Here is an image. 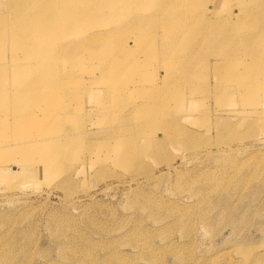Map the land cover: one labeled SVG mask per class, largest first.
Wrapping results in <instances>:
<instances>
[{
  "label": "rangeland",
  "instance_id": "1",
  "mask_svg": "<svg viewBox=\"0 0 264 264\" xmlns=\"http://www.w3.org/2000/svg\"><path fill=\"white\" fill-rule=\"evenodd\" d=\"M36 1L52 3L48 16L68 6L79 18L116 13L94 46L88 20L75 30L64 22L67 37L49 33L83 44L48 68L42 37L26 48L0 41V264H264V67L242 77L251 89L240 86L231 75L249 51L190 38L165 0ZM250 5L191 8L221 21L232 12L218 35L238 26L243 35L262 18L236 14ZM175 32L172 60L162 39ZM257 44L261 53L263 35Z\"/></svg>",
  "mask_w": 264,
  "mask_h": 264
},
{
  "label": "bare ground",
  "instance_id": "2",
  "mask_svg": "<svg viewBox=\"0 0 264 264\" xmlns=\"http://www.w3.org/2000/svg\"><path fill=\"white\" fill-rule=\"evenodd\" d=\"M31 0H29L30 2ZM129 0H123V5L127 4ZM133 3L136 0H132ZM168 3H172L173 10L177 13L176 20L180 21L179 25L185 30L183 32L184 34L188 35L190 38H194L195 36L201 37V42L203 43H214L216 46L225 48L228 50H233L236 53L240 50L241 47L246 48L249 53L251 54L249 57V60H245L244 69L240 70L239 72H234L231 75V79L237 80V82L242 87H247L251 89L252 83L243 81L242 77H244L248 70L251 69L253 71H261L262 67H264V50L259 53L258 47L262 44H257V40L261 37V35L264 36V0H235L240 3H253L254 6H249V8H245V6L241 7L239 10L236 11V14L243 13L245 16L252 15V16H260L262 17L259 21V25L257 28L253 29L252 31L240 35L238 34L239 26L234 28L233 30H228L223 34V36L218 35V29H221L225 27L226 25H232L230 22V19H232V12H230L222 21L221 18L213 19L212 17L205 15L204 12L201 15L199 13L191 8V4L195 0H165ZM229 1V0H226ZM117 4V1L115 2ZM121 3V2H120ZM51 4L49 1L39 2L36 0H33L30 4H25L22 0H6L4 9L2 12H0V26H4L5 30L3 32H0V41L1 40H8L11 39V43L14 45H20V46H26L27 45H33L34 40L37 37H42L45 39V45H44V51L46 52V55L49 54L45 60H42L41 67L42 68H48L52 63H49V59L55 58L59 59H70L71 56H64L65 51H62V49H70L72 47H68L72 44H74L75 47H80L83 42L75 40V42H69L66 40L65 42L62 41H49V33L58 32V34L64 35L60 37H67L69 36L68 33L66 34V29L62 28L61 25H63L64 22H67V26L65 28H72L74 27V30L77 29L78 23L85 24V22H88V29L89 32L85 34V41L88 40V46H94L99 40H96L95 37H99L101 34H108L111 33V29L102 30V27L104 26L103 20H108L110 18H113L114 13H116L112 8H107L104 12V14L101 12H98V14L95 16L97 20H93L87 14L81 13L82 18H79L78 14L74 13V7L68 6L67 9L62 10L61 9H55L51 13V15L48 16L50 12ZM22 7L20 11L16 10L15 8ZM81 10H85L86 12H90L92 10H97L94 6H91L87 4V2L83 1L81 2L80 6ZM234 9V8H233ZM62 11V13H61ZM206 11V10H205ZM118 15V12H117ZM176 15V14H175ZM48 16V17H47ZM150 16V15H149ZM157 14L151 15L150 17H147V19H150L151 17H155ZM235 17V16H234ZM240 17V16H238ZM144 19L142 16H134L132 18V23L134 26L144 27L145 24L142 20H135V19ZM68 19V20H67ZM238 20V19H237ZM198 24L199 26H197ZM179 25L177 28H179ZM86 27V28H87ZM85 28V29H86ZM105 32V33H104ZM109 32V33H107ZM180 34L177 32L174 33L172 36H167L162 39V45H163V52L168 54L170 59L173 60L174 53L178 47V42L180 39ZM83 41V40H82ZM51 42V43H49ZM77 43H80L77 45ZM26 44V45H23ZM19 46V47H20ZM15 47V46H14ZM22 47V48H23ZM264 47V44H263ZM256 49V50H255ZM0 55V65L4 64V59L6 58L4 56ZM80 56L74 57L75 60H77ZM4 61V62H3ZM212 63H214V66H218V59L214 60ZM1 70V66H0ZM2 70L0 71V73ZM53 74L55 76L68 79V81L71 78H74L75 75L71 73V68L66 69H60L59 67L53 68ZM96 78V75H91L90 80H94ZM61 85V84H60ZM21 90H19L20 93ZM36 89L32 94H24L21 93L20 95H26V97H31L34 95ZM18 93V94H19ZM69 90L65 87H61L60 93L62 95L68 94ZM17 93L15 96L18 95ZM155 106H159V102H156ZM90 133H94V131H90ZM64 137V136H63ZM94 140V139H93ZM52 145L56 146L57 149L60 150L61 143L63 141L62 137H52L51 138ZM62 149L59 151L61 152ZM62 154V152H61ZM48 155V154H47ZM47 155H45L47 157ZM44 156V161L45 160ZM47 159L50 160V157L48 155Z\"/></svg>",
  "mask_w": 264,
  "mask_h": 264
}]
</instances>
